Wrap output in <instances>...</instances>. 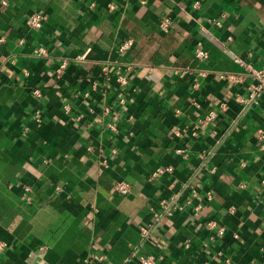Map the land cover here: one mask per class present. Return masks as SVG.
I'll return each instance as SVG.
<instances>
[{
	"label": "crops",
	"instance_id": "obj_1",
	"mask_svg": "<svg viewBox=\"0 0 264 264\" xmlns=\"http://www.w3.org/2000/svg\"><path fill=\"white\" fill-rule=\"evenodd\" d=\"M262 66L264 0H0V264H264Z\"/></svg>",
	"mask_w": 264,
	"mask_h": 264
},
{
	"label": "built area",
	"instance_id": "obj_2",
	"mask_svg": "<svg viewBox=\"0 0 264 264\" xmlns=\"http://www.w3.org/2000/svg\"><path fill=\"white\" fill-rule=\"evenodd\" d=\"M127 1V0H123ZM42 23V15L40 13H33L29 16V26L33 29H37L41 27ZM218 24V22H217ZM171 25V20L168 17H163L160 21L159 27L161 30L166 31ZM132 45L131 40L127 39L121 43L120 49L126 50ZM208 53L204 50L199 43H196L194 46V56L198 59H205ZM250 68V67H249ZM250 74L255 78L256 83L251 87L246 97L237 96V101L241 103H256L258 102L259 97L264 92V66L259 69L250 68ZM214 118V114L211 112L208 116V119ZM177 152H183V150H176ZM172 167L167 166L166 168L158 167L152 173V176H157L163 171H171ZM23 190L26 193L31 191V186L25 185ZM114 190L119 194L123 195L129 192L130 185L127 182L121 181L117 182L114 185ZM198 195L196 190H191L190 196L196 197ZM209 198V196H207ZM190 199V198H189ZM189 202V200H187ZM199 207V206H198ZM196 207V208H198ZM182 208L181 202L178 200L176 196L164 197L157 200L156 204L150 207L151 213L154 219H159L162 215H170L176 210H180ZM235 207L233 205H229L227 208V212L232 214L234 213ZM216 228V234L223 235L224 227H216V223L212 220L207 223V229ZM5 244L0 242V250L3 248ZM99 259L103 258V256H99ZM137 264H157V261L152 256H142L138 258ZM226 264H229L227 262Z\"/></svg>",
	"mask_w": 264,
	"mask_h": 264
}]
</instances>
